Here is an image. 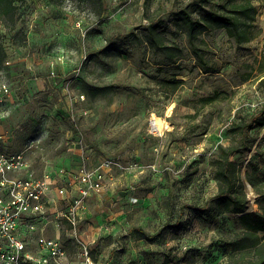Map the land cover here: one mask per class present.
Here are the masks:
<instances>
[{
  "label": "rangeland",
  "instance_id": "rangeland-1",
  "mask_svg": "<svg viewBox=\"0 0 264 264\" xmlns=\"http://www.w3.org/2000/svg\"><path fill=\"white\" fill-rule=\"evenodd\" d=\"M187 1L105 0L101 11L96 0H21L15 22L0 21V81L11 89L1 97L3 150L24 151L37 174L91 168L106 157L122 166L112 167L101 191L90 194L79 223L78 235L87 240L98 231L91 247L100 260L163 264L170 252L185 255L180 264H222L220 233L240 229L239 214L209 218L200 208L217 193L209 158L218 143L229 142L236 109L264 105L257 70L264 59V0H254L249 41L235 42L224 27L202 33L213 52L207 56L219 64V71L206 73L173 19ZM157 18L166 42L183 47L176 64L147 43L146 27ZM174 76L183 79L177 88L160 83ZM214 91L220 93L214 103L200 102ZM151 113L168 121L161 134L151 126ZM251 136L252 147L231 159L243 173L248 160L256 162L264 176V156L256 154L264 151V125ZM68 248L75 257L76 246L68 242Z\"/></svg>",
  "mask_w": 264,
  "mask_h": 264
},
{
  "label": "trees",
  "instance_id": "trees-1",
  "mask_svg": "<svg viewBox=\"0 0 264 264\" xmlns=\"http://www.w3.org/2000/svg\"><path fill=\"white\" fill-rule=\"evenodd\" d=\"M21 0H0V21L6 24L15 22L16 3ZM101 11L106 9L105 0H96ZM173 19L186 35L189 53L195 58L197 67L202 72L219 71V64L211 58L213 52L206 40L201 37L204 31L214 27H224L228 36L237 43L247 42L254 35L256 19V5L254 0H188L184 5L172 12ZM163 24L160 18L150 20L146 30V40L149 45L161 51L168 58L167 64H176L183 58V47L166 42V37L159 30ZM4 51L0 46V62L4 59ZM164 63V62H162ZM257 70L262 73L258 79L264 82V59L258 61ZM160 70V69H159ZM162 70V69H161ZM246 78L252 76L253 70ZM160 83L172 89L183 83V79L175 76L163 77ZM220 93L200 97L203 104L214 103ZM195 117L196 111L187 114ZM264 125V105L251 112H242L236 109L234 117L228 125L231 137L227 144L218 143L209 158L212 169V178L216 182L217 193L202 205V212H210L209 218L218 213L230 212L239 214L237 222L240 229L221 232V241L226 245V252L222 264H264V176L258 174V165L251 160L247 161V169L242 172V164L231 156L235 153L248 151L253 145L251 131L256 126ZM256 154L264 156V151L256 150ZM247 182L254 195L257 208H250V198L246 190ZM131 231L142 237L152 239L139 227H130ZM184 254L167 252L163 264H180L185 261Z\"/></svg>",
  "mask_w": 264,
  "mask_h": 264
},
{
  "label": "built area",
  "instance_id": "built-area-1",
  "mask_svg": "<svg viewBox=\"0 0 264 264\" xmlns=\"http://www.w3.org/2000/svg\"><path fill=\"white\" fill-rule=\"evenodd\" d=\"M10 90L0 81V264H114L96 258L94 240L78 232L88 197L101 191L112 167L122 166L106 157L91 168L80 165L37 174L24 151L2 147L1 97ZM68 242L76 246L73 258Z\"/></svg>",
  "mask_w": 264,
  "mask_h": 264
},
{
  "label": "bare ground",
  "instance_id": "bare-ground-1",
  "mask_svg": "<svg viewBox=\"0 0 264 264\" xmlns=\"http://www.w3.org/2000/svg\"><path fill=\"white\" fill-rule=\"evenodd\" d=\"M150 121L152 128L159 134L162 133L163 129L168 126V121L164 120L161 116L151 113Z\"/></svg>",
  "mask_w": 264,
  "mask_h": 264
},
{
  "label": "crops",
  "instance_id": "crops-1",
  "mask_svg": "<svg viewBox=\"0 0 264 264\" xmlns=\"http://www.w3.org/2000/svg\"><path fill=\"white\" fill-rule=\"evenodd\" d=\"M1 108H3V109H5V106L3 105V104H1ZM30 162V161H29ZM30 165H31V163H30ZM48 169H52L53 171H56V170H60V169H63V167H55V168H48ZM82 220V219H81ZM80 230H81V228H79ZM51 231V230H50ZM52 232V231H51ZM97 234V235H96ZM98 231L94 234V236L91 238V239H93L94 241L98 238ZM93 241V242H94Z\"/></svg>",
  "mask_w": 264,
  "mask_h": 264
}]
</instances>
